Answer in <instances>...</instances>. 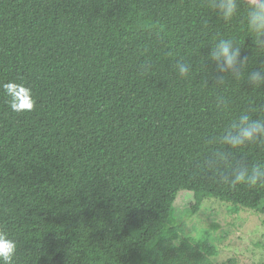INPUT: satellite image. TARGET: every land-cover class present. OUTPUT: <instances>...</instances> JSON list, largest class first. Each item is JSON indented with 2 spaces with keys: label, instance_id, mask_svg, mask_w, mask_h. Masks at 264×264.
I'll return each instance as SVG.
<instances>
[{
  "label": "trees",
  "instance_id": "16d2710c",
  "mask_svg": "<svg viewBox=\"0 0 264 264\" xmlns=\"http://www.w3.org/2000/svg\"><path fill=\"white\" fill-rule=\"evenodd\" d=\"M248 4L224 22L206 0H0V228L17 242L13 264H212L216 218L193 222V237L183 211L213 202L264 216V184L204 164L242 112L264 119V88L217 86L204 66L232 38L250 70L264 67ZM9 81L32 89L31 111L9 109ZM229 159L264 167V145Z\"/></svg>",
  "mask_w": 264,
  "mask_h": 264
},
{
  "label": "clouds",
  "instance_id": "9594fccd",
  "mask_svg": "<svg viewBox=\"0 0 264 264\" xmlns=\"http://www.w3.org/2000/svg\"><path fill=\"white\" fill-rule=\"evenodd\" d=\"M207 6L224 21L230 22L240 12V0H206ZM247 30L252 37L255 48L264 51V0H249L246 14ZM249 58H241V46L232 38L219 39L209 46L205 56L206 68L209 65L214 69L209 73L210 78L217 86L224 85L231 79L243 82L251 88H264V67L249 69ZM176 71L181 78H189L192 66L188 63L177 62ZM151 64L141 65V71L148 72ZM11 111L21 113L31 111L35 106L32 89L23 83L9 81L2 85ZM216 107L224 111L229 107V99L225 95L216 97ZM213 148L210 159L204 162L205 167L215 175L225 172L222 177L232 184L243 183L249 187L264 184V167L253 166L247 163H236L229 159V152L248 145H264V119L253 118L247 111L242 112L233 120L218 137L210 140ZM17 252V242L10 238L7 231L0 228V264H13Z\"/></svg>",
  "mask_w": 264,
  "mask_h": 264
},
{
  "label": "rangeland",
  "instance_id": "374dc122",
  "mask_svg": "<svg viewBox=\"0 0 264 264\" xmlns=\"http://www.w3.org/2000/svg\"><path fill=\"white\" fill-rule=\"evenodd\" d=\"M181 202V199L178 200L176 206L178 207ZM226 206L223 203L208 202L203 205L198 216L187 219L183 211L178 216V221L182 223L185 220L184 234L197 237L192 229L193 222L205 224L213 216V219L216 218L214 223L218 226V236L225 237L215 243L219 255L211 258L212 264H224L229 260L233 262L232 264H264V216L252 210ZM210 243H213L212 240Z\"/></svg>",
  "mask_w": 264,
  "mask_h": 264
}]
</instances>
